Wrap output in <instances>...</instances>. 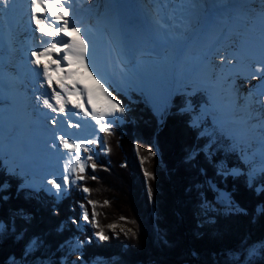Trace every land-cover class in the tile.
<instances>
[{"label": "trees", "instance_id": "16d2710c", "mask_svg": "<svg viewBox=\"0 0 264 264\" xmlns=\"http://www.w3.org/2000/svg\"><path fill=\"white\" fill-rule=\"evenodd\" d=\"M208 93L201 89L193 97L182 94V102L175 97V106L163 121L140 95L121 94L130 117L126 124L113 127L106 152L95 146L97 153L88 165L95 162L98 167H87L77 193L62 200L55 201L43 190L21 188L25 175L9 173L0 157V184H8L0 191L5 197L0 198V264H64L63 257L74 250L79 237L84 241L83 264H225L231 251H237L240 264H264L260 250L264 215L257 211L264 206V173L252 184L244 176L220 175L217 163L222 161L245 169L240 156L230 154L234 137L219 127L207 132L214 121L202 128L191 120L190 112L180 111L186 100H198L195 107L210 105ZM201 138L204 144L214 140L221 146L214 145L209 157ZM149 149L154 156L148 155ZM193 152L195 158L189 159ZM145 169L154 179L145 178ZM216 188L230 195L233 211L218 204ZM205 199L218 206L201 221L197 212ZM83 208L90 220L96 212L99 228L93 224L79 228ZM113 224L117 227H108ZM121 228H132L136 236L125 235ZM100 229L109 240L93 237ZM34 239L37 247L26 252ZM253 246L257 251L250 255L248 248Z\"/></svg>", "mask_w": 264, "mask_h": 264}, {"label": "bare ground", "instance_id": "6f19581e", "mask_svg": "<svg viewBox=\"0 0 264 264\" xmlns=\"http://www.w3.org/2000/svg\"><path fill=\"white\" fill-rule=\"evenodd\" d=\"M123 1L127 3L133 13H138L147 23V35L139 39L131 48H126L119 30L116 0H75L72 4L76 20L88 30L87 35L95 43L97 65L100 67L101 63H106L109 56L113 54L126 77L140 79L148 77V88L155 99L160 101V89L156 85L160 79L157 69L161 67V77L171 76L170 86L173 87L172 93L174 94L178 89L177 79L183 74V67L179 63L185 58L187 69H194L192 72L197 74L200 80L215 81L214 84L219 86L212 88H216V98L223 104L224 113L221 118L232 120L235 128H243L246 133L244 137H247L243 139V142L253 145L254 150L261 156L260 142L250 134L255 131L251 126L252 120L258 124L259 116L254 115V108H251L253 110L251 117L245 110L246 103L249 104V100H251L256 102V107L261 113V102L264 101V97L257 95L260 85L264 84V78H250L252 69L258 67L256 61L260 59L258 25L261 9L264 8L261 0L259 8L256 6L259 3L257 0H232L229 5L217 6L220 9L216 13L211 12L209 7L203 11L194 9L190 4H185L184 9L178 11L171 6L174 0ZM255 1L256 5H254ZM213 4L214 1L208 5L213 6ZM246 4H249L247 9H245ZM2 8L3 6L0 5V9ZM197 12L199 14L198 25L207 22L206 26H209L222 17H230L228 20L230 23L238 16H242L245 17L244 20L248 26L242 27L241 31L243 32L238 33L232 31L231 25L225 27L219 24L204 29L200 35L190 36L188 25L189 22H191V26L193 23H197ZM23 20L27 27L23 26ZM48 20L50 24L54 23L49 18ZM24 28L26 31L23 33ZM202 28L204 27L196 28L194 35L198 34ZM21 32L22 35H20ZM31 32L34 42L29 48L26 41ZM186 32L188 33L183 35ZM154 33L159 35L154 36ZM175 34L177 39L183 36L182 40L185 42L175 44L173 41ZM243 35H245L244 39L247 45H244V54L240 61L233 60L232 64L221 67L219 56L216 55L211 59L216 78L212 74L210 75V72L205 70V67L210 65L209 53H214L217 48L232 49V46L236 44V36ZM3 36H7L6 42L2 40ZM23 37H26L25 41L20 42ZM15 38L18 39L15 40ZM43 39L48 40L49 38L45 36ZM62 39H67V37H62ZM39 47H41V34L35 30V25L30 21L29 5L25 0H18L11 11L0 16V70H8L13 77L11 83L0 88V131L5 128L0 143L3 146V151L8 148L13 151L14 161L20 159L23 161L24 170H29L33 163H39L45 169H53L56 177H60L66 161H70L68 164L70 168L76 167V165L65 153V150L54 149L50 146L53 127L50 122H46L45 117L53 114L40 106L35 99L36 96L46 91V89L38 87L42 78L39 81L36 80L35 68L29 63L30 52ZM157 49H159L158 53H156ZM155 57H160L161 65L154 61ZM53 58L56 56L54 55ZM238 72L241 74L236 75ZM229 76L239 77L240 82L245 85L244 92H250L247 98H242V91L236 90L239 81L234 84L230 83V78L227 79ZM230 84L234 89H231ZM15 122L22 127H20L22 132L18 137L12 130ZM68 131L75 132L77 130L69 129ZM79 131L83 136L98 132L94 131L92 123H87ZM256 133L259 136V131ZM29 179V183L35 186L44 183V179L36 175Z\"/></svg>", "mask_w": 264, "mask_h": 264}, {"label": "snow or ice", "instance_id": "6c2138e0", "mask_svg": "<svg viewBox=\"0 0 264 264\" xmlns=\"http://www.w3.org/2000/svg\"><path fill=\"white\" fill-rule=\"evenodd\" d=\"M17 2L18 0H0V5L3 6L0 9V16L11 11ZM25 2L29 5L30 21L35 25V30L41 34V47L30 52L29 63L37 70L36 75L42 77L38 87L46 89L35 99L40 106L53 114L45 117L46 122H50L53 127L50 146L54 149L65 150L71 161L79 166L78 170L75 166L70 168L68 166L70 161H66L61 176L47 180V184L51 186L48 190H55V195L59 196L63 189L86 179L84 173L87 167L90 166L93 170L98 167L95 162L88 165L86 161H93L94 157L92 155L84 157L82 153H91L90 145L99 144L106 148L107 136L113 133L114 120L123 117L127 109L110 90L112 85L109 79L97 65L95 43L87 35L88 30L75 18V9L72 7L74 0H25ZM185 4H190L192 8L201 11L209 7L206 0H174L171 6L182 11ZM227 4L228 0H214L213 6H226ZM261 4H264V0H261ZM260 16V59L256 61L258 67L252 69L250 76L252 79L264 78V8L261 9ZM44 17H48L54 23L50 24L49 20ZM229 19L230 17H222L217 23L226 27ZM188 27H192L191 22ZM45 36L49 39L44 40ZM62 37H67V39H62ZM232 49L217 48L214 53H209L210 65L211 59L216 55L219 56L221 67L232 64L233 60L239 62L244 54V42L234 44ZM54 55L56 58H53ZM257 95L264 97V84L260 85ZM245 110L251 117L253 110L250 104L246 103ZM87 123H92L94 131L105 135L99 138L83 136L79 130ZM255 127L259 129L260 154L264 159V101L261 102V114ZM69 129L77 131L71 132L68 131ZM137 149L139 151V145H137ZM147 151L149 156L155 155L150 149ZM194 158L195 152L189 155V159ZM146 159L147 157L143 158L141 163L143 164ZM260 171L264 173V164L261 165ZM233 174H235V170H233ZM144 176L146 179H154V174L147 169L144 171ZM24 186L36 187L32 183ZM7 187L6 182L0 184V191ZM261 190L264 191V189ZM83 191L88 192L89 189L85 187ZM148 196L151 200L152 190L150 187ZM217 198L221 202H226L229 207L235 206L234 201L227 193H218ZM89 203L94 202L89 201ZM257 211L264 215V206ZM96 215V212L93 211L90 220L89 213L84 211L82 218L86 223L99 228L98 222L95 221ZM121 219L126 218L121 217ZM108 227L114 229L117 225L113 224ZM121 231L125 235L136 236V231L132 228H128L126 231L121 228ZM94 235L99 241L110 239L103 229L97 230ZM37 244V239L32 240L26 252L29 249L35 250ZM260 250L264 251V241L260 242ZM256 251L254 246L248 248L250 255H255ZM229 255L231 260H226L225 264H240L237 251H231Z\"/></svg>", "mask_w": 264, "mask_h": 264}, {"label": "rangeland", "instance_id": "374dc122", "mask_svg": "<svg viewBox=\"0 0 264 264\" xmlns=\"http://www.w3.org/2000/svg\"><path fill=\"white\" fill-rule=\"evenodd\" d=\"M259 1L260 0H257V2H259ZM231 3H232V0H228L227 5H229ZM253 4H252V6H253ZM259 4H260V2L257 3V5H256V1H255L254 5H256L259 8ZM248 5L249 4H246L245 9H247ZM231 6H233V5H231ZM211 7H214V6H209L210 9H211ZM215 7H216V11H215V13H216L217 11H219L220 8L217 6H215ZM239 11H241V10H239ZM156 17H158V16H156ZM158 19H159V17H158ZM196 19H197V23H193L192 27L188 28L190 36L200 35L204 29L211 28L214 25H219L215 21L212 24H210L209 26H206L207 22H202L198 25V22H199L198 12L196 14ZM244 19H245V17L238 16L235 20L231 21L227 25H231L232 31H234V32H238V33L243 32V31H241L242 27L248 26ZM219 20H220V18L217 21H219ZM246 20H248V18H246ZM260 25H261V18L259 17V25H258L259 30H260ZM201 27H204V28L200 29L199 33L194 35V31L197 30L196 28H201ZM237 30H240V31H237ZM25 31L26 30L24 28L22 30V32L24 33ZM22 32L20 33V35H22ZM187 33L188 32H186V34ZM176 34L173 37L174 43L175 44H183L185 42V40L184 41L182 40L183 36L180 39H177ZM158 35H156L154 33V36H158ZM183 35H185V33H183ZM244 36L245 35H243L241 37L236 36L235 42L240 43L243 40L244 45H247V42L245 41ZM16 39H18V38H15V40ZM24 39H25V37H23L20 42H24L25 41ZM10 40H11V38L9 39V41ZM154 61L161 65L160 57H155ZM179 65L183 67V74L180 76V78L178 77V79H177V82H178L177 88L178 89L175 91L174 94L172 93L173 87L170 86L171 76L168 78L167 77H161V74H160L161 67L157 69L160 79L156 85L160 89V91H159L160 101H157L155 99V97L151 93L150 89L148 88V84H147L149 81L148 77H145V79H140V78H136V77H132V78L126 77L124 75V73L121 71V69L119 68V63L113 54H111L109 56L106 63H101L100 69L102 70V72H104L106 74V78L109 79V82L112 85V88L110 90L113 91V94L117 97V99L120 100L122 98V97L120 98L121 94H123L127 98H128V96L130 97V93L140 95L142 98H144L152 106L153 112L161 121L165 120V118L167 117V115L171 111V108L173 106H175L174 101L176 99H179V101L182 102V99L179 98L180 95L186 93V95L188 97H193L201 89H205L206 91H208L209 92L208 94H210V100H211L210 105H204V106L198 105L195 107V105L193 103L198 102V100H196V102L186 100L185 104H182L184 107L182 109H180V111L184 112V113L190 112L192 114L191 120H193V122L196 123L198 126H202V128H205V126L211 125L212 122L214 121V125L210 128H207V132L214 131L215 130L214 127H221L224 130H227L229 136L234 137L235 141H233V143L232 142L229 143V145L232 147V150H230V154L232 156L233 155L240 156L241 161L244 163L245 169H237L236 168L237 164L234 162H232L230 164L228 161H222L221 163H217V168H218L219 174L224 176V177H230L232 175H234L236 177L244 176L246 178L247 183L249 181V183L252 184L254 177L255 176L259 177V175L262 174L260 171V168H261V165L264 164V159H262V157L259 155V153L256 152V150H254L255 148H253V145L243 142V139L247 138V137H244V135L246 133L243 131V128H235L233 126L232 120H230V119L227 120V119L221 118L222 114L224 113V111H223L224 108H223L222 102L218 101L216 98V96H217V91L215 90L216 88H212L213 86L219 87L218 85L214 84L215 81H211L208 79L200 80L198 78L197 74L192 72L194 69H192V70L187 69V63L185 61V58L179 63ZM205 70L209 71L210 75L212 74V76L215 77V73H214L215 70H214L213 63L211 65H207L205 67ZM205 70L203 71L204 73H205ZM240 74H241L240 72L236 73V75H240ZM229 78H230L229 82L233 83V84L236 83L237 81H239L237 84L236 90H241L242 91V98H247V96L250 94V92H248V91L244 92L243 88L245 87V85L240 82L239 77L237 76V78H236L233 76H229L227 79H229ZM230 87H231V89H234L231 84H230ZM175 97H176V99H175ZM121 101H122V99H121ZM131 101H133V100H131ZM249 104H250L251 108L255 109L254 115L260 116L261 113H259V109L256 107V102L249 100ZM124 106L127 109L125 114L123 115V117L116 118L114 120L113 127L116 125L122 126V125L126 124L127 116H128V118L130 117V115L128 114V113H130V112H128V106H126V105H124ZM209 118H211V120H209ZM254 122H255L254 120H252V123L250 122L251 126L255 130L253 132H250V134L260 142L258 133H256V131H259V129L257 127L256 128L254 127L257 125L256 124L257 122H255V123ZM20 127L21 126L17 122H15L13 124L12 130H14V132H15L14 134L16 137L20 136V133L22 132V129H20ZM4 131H5V128H4V130L0 131V139H1L2 134H4L3 133ZM89 136H91L92 138H99V137H103L104 133L93 132V133H90ZM201 139L203 140L202 141L203 149L205 150V152L210 157V153L214 149L215 141L214 140H212L211 142L208 141L207 143L204 144V138H201ZM95 146H97V148H99V147L102 148V153L106 152L108 150L107 147L103 148L99 144L90 145V147L92 148V152L91 153H82V155L84 157H87L88 155H92V156L96 155L97 152H96ZM215 146L218 148L221 146V144H218ZM12 154H13V151H11L10 148L6 149V151H3V146L0 143V157L4 158L3 163L6 165V166L4 165L6 167V170L9 173H14V171H18V172L25 175L24 182H23L22 186H20L24 190L36 191L35 193H38V192L43 190L48 196L55 199V201L56 200L58 201L60 199L62 200L63 198H65L67 196H71L73 193H77L78 190L76 189V185L78 184V182L72 184L70 187H68L66 189H63L59 196L55 195V190L49 191L48 189H50L51 186L47 184V180H50V179L56 177L55 171L53 169L48 170V169L43 168L39 163H33L30 165L29 170H24L23 169V161L21 159L18 161H14ZM86 163L89 164L90 162L86 161ZM78 167L79 166L76 165L77 170H78ZM233 170H235V174H233ZM221 173H223V174H221ZM33 175L39 176L40 178L44 179V183L42 185L36 186L35 188H30V187L24 186V185L29 183V180H30L29 178H32ZM247 176H248V178H247ZM73 178H74V175H73ZM215 193H217V196H218V193H227V192H225L223 190L220 191L218 188H216ZM217 196H216V199L218 200ZM218 204L221 205L228 212L233 211V209H235V206L229 207V205L226 202H221L220 200H219ZM217 206L218 205L215 202H212V201L210 202V201L205 199V202L202 205H200V209L197 212L198 216H200L199 220L204 221V219H206L204 217H207L208 212L209 211L215 212L217 210ZM84 211H85V208H83L80 219L78 220V226L80 229H83L84 226H86V225H91L90 223H86L83 220L82 215H83ZM210 220H213V219L211 218ZM93 237H95L97 239V237L95 235ZM86 241H90V238H87ZM99 242H103V241H99ZM74 244H75L74 250L70 251L68 255L63 257L62 261L64 264H83L80 261L82 259V250L80 248L83 247L84 241L82 238L79 237V238L75 239ZM101 259H103V258H101Z\"/></svg>", "mask_w": 264, "mask_h": 264}, {"label": "water", "instance_id": "95a60500", "mask_svg": "<svg viewBox=\"0 0 264 264\" xmlns=\"http://www.w3.org/2000/svg\"><path fill=\"white\" fill-rule=\"evenodd\" d=\"M119 30L126 48H131L139 39L148 33L147 24L144 19L133 13L131 9L119 2L116 4ZM159 52L157 49L156 53Z\"/></svg>", "mask_w": 264, "mask_h": 264}]
</instances>
